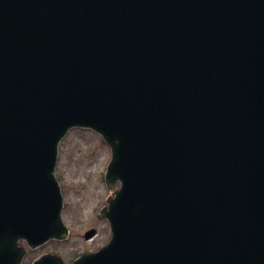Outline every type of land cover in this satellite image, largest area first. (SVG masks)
<instances>
[{
  "label": "water",
  "instance_id": "95a60500",
  "mask_svg": "<svg viewBox=\"0 0 264 264\" xmlns=\"http://www.w3.org/2000/svg\"><path fill=\"white\" fill-rule=\"evenodd\" d=\"M75 127L115 198L73 264H264V0H0V264L68 238Z\"/></svg>",
  "mask_w": 264,
  "mask_h": 264
},
{
  "label": "rangeland",
  "instance_id": "374dc122",
  "mask_svg": "<svg viewBox=\"0 0 264 264\" xmlns=\"http://www.w3.org/2000/svg\"><path fill=\"white\" fill-rule=\"evenodd\" d=\"M112 158L111 149L97 133L73 129L61 144L56 171L64 195V221L71 230L66 241H50L29 249L23 264H33L45 254L61 256L66 264L89 252H95L110 239L109 226L101 211L114 196L106 187L105 175ZM97 229L99 236L88 245L86 232ZM26 247V243L22 242Z\"/></svg>",
  "mask_w": 264,
  "mask_h": 264
}]
</instances>
